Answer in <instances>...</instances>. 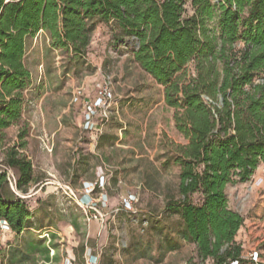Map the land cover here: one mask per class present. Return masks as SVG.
<instances>
[{"label": "trees", "instance_id": "16d2710c", "mask_svg": "<svg viewBox=\"0 0 264 264\" xmlns=\"http://www.w3.org/2000/svg\"><path fill=\"white\" fill-rule=\"evenodd\" d=\"M100 24L117 27V42L134 39V62L164 88L186 141L167 144L165 166L180 168L177 195L165 207V214L179 218L174 234L202 262L253 264L238 242L245 218L229 208L226 189L251 181L264 165V0H0V148L5 131L22 118L32 84L28 40L43 32L51 49L81 60ZM6 165L27 193L32 163L11 151ZM7 184V173L0 172V222L21 236L33 229V214L23 199L9 196ZM152 229L161 247L179 248L164 226ZM42 243H29L27 251L11 248L7 260L0 247V264L49 254Z\"/></svg>", "mask_w": 264, "mask_h": 264}, {"label": "rangeland", "instance_id": "374dc122", "mask_svg": "<svg viewBox=\"0 0 264 264\" xmlns=\"http://www.w3.org/2000/svg\"><path fill=\"white\" fill-rule=\"evenodd\" d=\"M119 34L115 25L100 24L81 60L51 49L43 32L28 40L25 62L32 84L24 93L20 122L5 131L0 172L18 178L6 165L11 151L32 163L34 182L28 192L9 181L6 189L28 204L33 229L21 236L0 231L5 260L11 248L27 251L29 243L42 240L43 247L54 249L48 257L59 252L61 260L49 263L36 254L21 264H73L67 258L72 246H77L75 264H89L87 249L102 253L97 264H121L119 256L138 251L149 255L147 264H213L202 262L192 245L178 240L179 218L165 214L166 200L177 195L180 173L177 166H165L167 144L186 141L176 130L175 110L165 104L164 88L134 62V39L117 42ZM106 83L114 98L91 128L87 109ZM101 136L107 141L103 145ZM226 194L229 208L245 218L238 236L245 259L264 264V165L251 181L228 185ZM57 223L72 225V235H64ZM95 223L100 229L89 237ZM51 225L52 231L40 230ZM157 225L180 244L176 251H168L166 243L161 247L152 229Z\"/></svg>", "mask_w": 264, "mask_h": 264}, {"label": "crops", "instance_id": "0c3cea01", "mask_svg": "<svg viewBox=\"0 0 264 264\" xmlns=\"http://www.w3.org/2000/svg\"><path fill=\"white\" fill-rule=\"evenodd\" d=\"M9 196L13 197L12 194H9ZM117 216H113L114 220H116ZM54 228H55V225H51L50 227H42L40 230H51L52 231V230H54ZM56 228L58 230L62 231L64 233V235H67L69 237L73 233L72 232V228L73 227L70 224L63 225L62 223H57ZM96 229H100V225L98 223L90 224L88 236L91 237L92 232L94 233L96 231ZM103 229L105 230L106 226H104ZM53 234H55V232H53ZM8 247H11V246H8ZM76 247L77 246H72V247H70L67 250V258L73 264H75L76 259H77V253H75ZM50 251L54 252V249L50 248ZM101 255H102V253H98L94 249L93 250L92 249H87V251H86V259H88V257H90V256H93L94 258L95 257L98 258V261H100L101 258H102ZM45 257L47 259H49L48 262L51 263L52 261L59 262L61 260L62 256L60 255L59 252H57L56 256L48 257V254H46ZM119 259H121V262H122L121 264H147L148 263V257L147 256L143 257L142 255H140V253H136V252H134L133 254H128L127 256H124V257L123 256H119Z\"/></svg>", "mask_w": 264, "mask_h": 264}, {"label": "built area", "instance_id": "2783aa9c", "mask_svg": "<svg viewBox=\"0 0 264 264\" xmlns=\"http://www.w3.org/2000/svg\"><path fill=\"white\" fill-rule=\"evenodd\" d=\"M114 98L113 92L111 90L110 84L106 83L102 86L99 87L98 91H97V96L94 100V102L88 106L87 109V125L90 126L91 128H93L95 126L94 124V118L97 116V114L105 109L110 102H112ZM7 177H8V181L11 183H15V185H17V179L15 178V176L11 173V171L7 172ZM135 198V196H131L130 200L133 201ZM136 199V198H135ZM88 201H86V204ZM104 205V203H102V206ZM126 206H130L128 203H126ZM131 207V206H130ZM132 209V208H131ZM0 231H4V232H10V228L8 226V224L6 222H0ZM256 257L258 258V254H255ZM89 264H97V259L96 257L94 258L93 256L90 258V262Z\"/></svg>", "mask_w": 264, "mask_h": 264}]
</instances>
